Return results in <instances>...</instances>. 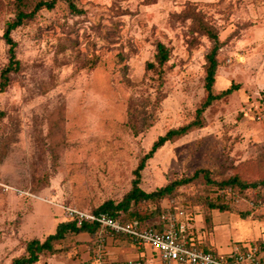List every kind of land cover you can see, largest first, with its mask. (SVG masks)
<instances>
[{
    "label": "rangeland",
    "instance_id": "rangeland-1",
    "mask_svg": "<svg viewBox=\"0 0 264 264\" xmlns=\"http://www.w3.org/2000/svg\"><path fill=\"white\" fill-rule=\"evenodd\" d=\"M15 1L0 0V82ZM26 1L29 10L37 0ZM74 1L81 12L58 0L12 32L20 65L0 93V264L54 232L66 219L64 207L96 210L122 201L159 136L195 119L207 95L208 29L226 41L215 92L239 88L205 111L201 127L147 159L139 183L147 193L190 180L148 205L153 216L142 224L156 225L157 204L168 207L173 196L189 220L192 213L198 240L218 256L251 246L264 230V123L255 117L264 111V0ZM256 39L258 51L250 45ZM159 42L170 48L163 66L155 57ZM234 177L261 183L247 191L258 206L246 192L237 206L222 200L220 183ZM67 252L54 264H72L76 256ZM108 257L95 264H114Z\"/></svg>",
    "mask_w": 264,
    "mask_h": 264
},
{
    "label": "trees",
    "instance_id": "trees-1",
    "mask_svg": "<svg viewBox=\"0 0 264 264\" xmlns=\"http://www.w3.org/2000/svg\"><path fill=\"white\" fill-rule=\"evenodd\" d=\"M58 0H37L35 2V5L31 9H27L26 4L28 1L26 0H16L15 5L17 6L15 15L13 19L8 21L7 27L4 32V38L9 45V53H10V60L9 64L4 67L1 71V82H0V93L5 90V88L8 86V83L10 81V73L13 71H17L20 65V61L16 59V53H15V47H16V41L14 40L12 36L13 30L16 28L22 26L26 20L33 19L37 12L41 10L42 8H48L51 9L55 6L56 2ZM69 7L77 12H81L74 0H68ZM208 33L211 36V38L214 40V45L211 49V51L207 54V60H208V66L206 70V77H205V88L207 91L206 99L204 102L197 108L196 110V116L193 121L190 123L183 125L179 128H172L168 130L164 135L159 136V138L153 143L152 148L150 151L140 160L138 166L136 167L134 174L135 179L133 180V188L129 193L126 194L124 199L120 201L119 203H115L113 200H107L104 202L98 209L96 210H89L93 213L99 214L102 212H107L111 216L119 218L123 222H128L133 219H141V220H147L150 219L153 216L152 209L148 207V205L161 201L163 198H167L171 196L172 192L181 184L189 181L190 179H182V180H176L168 185L161 187L153 192L147 193L143 191L140 186V180H141V171L144 169L147 159L151 158L155 152L161 148L166 142L172 141L175 138L181 137L188 133L191 129L194 127H201L203 124V118L205 111L219 98L231 94L234 90L239 88L238 84L233 83L232 86L228 87L227 89H223L219 91L218 93L215 92V82H216V74L217 69L220 65L219 60V51L223 46H225L226 41H221L216 33L211 32L208 29ZM156 61L159 66H163L170 58V48L165 45L162 42H159L157 44V53H156ZM149 66L155 67V63H150ZM3 113L0 111V115ZM202 170L197 171V174L201 172ZM196 174V175H197ZM222 185L219 196L222 198V200H228L232 203V205H239L241 203V198H246L243 196V194L246 195L248 191V187H254L261 189L262 185L264 186V180L262 181L261 186H257L259 183H253L251 185L242 182L238 177H234L231 179H228L226 181H222L220 183ZM237 185L240 187V190H237L235 187ZM264 190V189H262ZM249 196V195H248ZM249 198V199H248ZM246 198V201L250 203L252 206H258L257 199L254 200L251 196ZM174 199L172 196L171 200ZM169 200V205L171 204V200ZM175 204L172 206L178 207L179 202H176V199H174ZM143 204V209H137L138 205ZM157 204L155 210L157 211V216L159 217L166 209L167 207H164L162 205ZM227 203V202H225ZM228 204V203H227ZM136 206L134 211H131V207ZM146 206V207H145ZM167 206V205H166ZM211 208H217L222 211L226 210V206H221L218 204H211ZM190 213V220L194 221V218ZM99 225L97 223H90L88 221L78 224L75 220L70 219H64L63 221L58 222L56 226V230L48 235L45 236L44 240H40L39 238H33L30 239L27 244L24 253L21 256L14 257L10 264H36L42 255L46 256H59L61 257H69L67 254H64L63 252L68 251L70 252V255L75 256V254H72V246L68 244V241L70 238L78 233L81 232H90L92 235L99 234ZM194 228V227H193ZM193 228L190 230L191 237L194 238L196 241V244L199 242L197 241L195 237V233L193 231ZM116 236H122L120 234ZM262 243V239L256 240L253 245ZM249 246H239L240 250H244L248 248ZM206 250H210L212 248H207L204 246ZM260 264H263L264 260V249L260 252ZM86 264V262H84ZM89 263V262H87ZM91 263V262H90ZM92 264V263H91Z\"/></svg>",
    "mask_w": 264,
    "mask_h": 264
},
{
    "label": "built area",
    "instance_id": "built-area-1",
    "mask_svg": "<svg viewBox=\"0 0 264 264\" xmlns=\"http://www.w3.org/2000/svg\"><path fill=\"white\" fill-rule=\"evenodd\" d=\"M256 119L262 120L264 112L258 111ZM172 200L167 209L159 216L156 225H143L147 220L133 219L123 222L107 212L99 214L74 206L64 207L65 217L75 220L80 225L86 221L99 225L97 238L98 252L96 257H106V240L118 234L128 237L138 247L149 246L159 252L162 264H260V252L264 249V239L261 245H251L244 250H237L226 257H220L206 250L190 235V221L184 209L172 206ZM116 264H140L139 261L119 262Z\"/></svg>",
    "mask_w": 264,
    "mask_h": 264
},
{
    "label": "crops",
    "instance_id": "crops-1",
    "mask_svg": "<svg viewBox=\"0 0 264 264\" xmlns=\"http://www.w3.org/2000/svg\"><path fill=\"white\" fill-rule=\"evenodd\" d=\"M262 38V37H260ZM257 41H259V39H256V42H253L252 40L250 41V45L252 48L256 49V51H258L257 46L255 47V45H252L253 43H257ZM239 44H243L244 42H238ZM235 44V45H231L234 47H238L239 45ZM243 46V45H241ZM246 46V45H245ZM260 46V45H258ZM229 46L226 47V49H228ZM264 90V87H262ZM263 111V110H261ZM264 112V111H263ZM264 123V118L261 120ZM58 224V223H57ZM57 226V225H56ZM263 226V224H262ZM264 229V226H263ZM56 230V227H55ZM54 230V231H55ZM194 233H198V230L196 231V228L193 229ZM260 233L258 234V237L254 238L253 240H259L264 238V230L259 231ZM50 234V233H49ZM196 237V235H195ZM97 235H92L90 232H81L78 233L74 236H72L70 238V240L68 241V244H70L72 246V254H75L76 258L71 260L72 264H81L82 262H89L91 261L92 264L97 263L99 260L96 257V254L98 252V244H97ZM197 241L204 247L206 246L207 248H214V246L209 247L207 245H205V241H199L198 237H196ZM252 241V240H251ZM238 242H242V241H238ZM245 242V241H244ZM255 241L251 242V245H253ZM210 243L212 244V242L210 241ZM213 245V244H212ZM239 246H249L248 242L244 243V244H240ZM239 246H237L236 250H240V248H238ZM106 256L110 254V258L112 261H115L114 264L119 263V262H128V261H139L140 264H153L155 263L156 259H155V253L154 251H152V249L148 248V247H138L135 244L132 243V241L126 237V236H114V237H108L106 240ZM229 252L226 253V256H228L229 254L235 252ZM92 254L94 255L92 257ZM46 259V261H48V264H54V260L55 261H60V257L59 256H46V255H42L40 257ZM106 258V257H105ZM94 260V261H93ZM264 261V260H263ZM68 262V261H66ZM104 262V261H103ZM39 264V262H37ZM36 263V264H37ZM107 264V263H106ZM160 264H162V262L160 261Z\"/></svg>",
    "mask_w": 264,
    "mask_h": 264
}]
</instances>
